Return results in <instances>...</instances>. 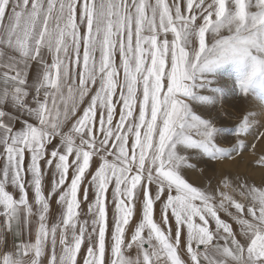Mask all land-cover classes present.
<instances>
[{
  "label": "snow or ice",
  "instance_id": "snow-or-ice-1",
  "mask_svg": "<svg viewBox=\"0 0 264 264\" xmlns=\"http://www.w3.org/2000/svg\"><path fill=\"white\" fill-rule=\"evenodd\" d=\"M0 264H264V0H0Z\"/></svg>",
  "mask_w": 264,
  "mask_h": 264
}]
</instances>
